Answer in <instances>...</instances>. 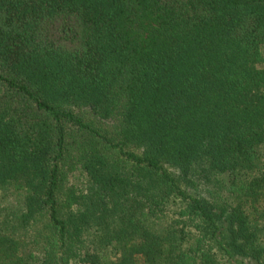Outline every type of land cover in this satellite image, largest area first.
Segmentation results:
<instances>
[{"label":"trees","instance_id":"16d2710c","mask_svg":"<svg viewBox=\"0 0 264 264\" xmlns=\"http://www.w3.org/2000/svg\"><path fill=\"white\" fill-rule=\"evenodd\" d=\"M0 264H264V0H0Z\"/></svg>","mask_w":264,"mask_h":264}]
</instances>
